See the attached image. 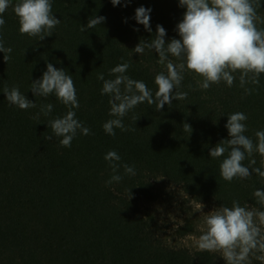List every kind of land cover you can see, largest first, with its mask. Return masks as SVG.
Returning <instances> with one entry per match:
<instances>
[{
    "label": "trees",
    "instance_id": "obj_1",
    "mask_svg": "<svg viewBox=\"0 0 264 264\" xmlns=\"http://www.w3.org/2000/svg\"><path fill=\"white\" fill-rule=\"evenodd\" d=\"M261 2L257 13L264 18ZM141 6L151 9V32L134 19ZM52 10L61 23L43 40L20 34L12 7L3 14L4 45L12 52L7 63L0 52V264H226L215 253L165 246L141 205L155 201L153 183L162 179L195 203L219 208L236 200L259 208L252 194L264 188V180L256 174L223 180L220 163L228 153L213 159L209 152L229 138L225 125L235 112L247 115L244 134L256 142L255 133L264 130V74L259 85H246L252 89L246 94L239 73L232 87L222 81L200 90L197 81L202 78L186 71L179 89L188 93L186 99H173L160 111L155 104L141 103L123 118L135 130L115 129L111 136L102 127L113 117L98 73L113 79L110 69L127 62L126 75L143 81L154 95L155 75L165 68L154 50L137 54L133 49L141 40H151L157 25L166 30V43L179 39L176 25L186 8L179 0H130L126 6L125 0L117 6L111 0H52ZM99 16L106 18L104 23L80 30L89 17ZM48 63L72 77L79 102L76 118L92 133L78 131L70 148L60 146L54 136L44 138L52 135L48 121L68 108L54 95L35 97L30 89ZM13 86L36 107L10 105L3 89ZM49 103L53 110L45 116L41 107ZM133 117L139 118L135 122ZM110 150L120 155L121 164L134 166L136 174L125 175L121 167L123 179L106 184L113 174L104 159ZM251 159L256 161L253 167L264 170V157L254 153L245 165ZM192 233L188 223L177 230L180 238ZM256 256L250 257L251 264H264Z\"/></svg>",
    "mask_w": 264,
    "mask_h": 264
},
{
    "label": "clouds",
    "instance_id": "obj_2",
    "mask_svg": "<svg viewBox=\"0 0 264 264\" xmlns=\"http://www.w3.org/2000/svg\"><path fill=\"white\" fill-rule=\"evenodd\" d=\"M111 3L117 6L121 0H111ZM127 3L130 0H125V6ZM179 6L186 8L182 21L176 25L179 39L173 38L166 43V30L157 25L155 36L149 41L141 40L133 49L137 54H143L146 48L154 50L159 57L158 63L165 68V71L155 75L157 90L154 95L143 81L126 75L130 67L127 62L110 69L109 75L114 76L113 79H105L103 73H98L97 79L103 81L101 95L110 97L108 115L113 117L102 125L106 134L115 136V129L134 131L125 126L123 118L141 103L155 104L156 110L160 111L165 104L172 105L173 99H186L188 93L179 90L186 71L202 78L197 81L200 90H207L222 81L232 87L237 79L236 73H239V86L246 94L252 92L246 85H259V78L264 74V27H258L264 24V18L257 13L262 7L261 0H179ZM9 7L13 8L18 18L21 35L43 40L51 36L61 23L53 14L52 0H16L15 4L13 0H0V52L4 53L6 63L11 59L12 48L5 47L2 29L5 25L3 14ZM150 12L151 9L141 6L135 10L134 17L149 32L152 31ZM105 20L103 16L89 17L87 25L81 26L80 30L94 29ZM169 57L175 58L176 62ZM30 89L35 97L54 95L68 108L62 117L48 121L52 135L45 134L46 140L54 136L59 138L60 146L70 148L78 131L83 135L92 134L76 118L74 109L79 108L76 88L72 77L64 69H57L48 63L47 70L40 79L31 83ZM3 92L10 105L21 110L36 107V103L22 94L18 86L11 89L5 87ZM52 110L51 103L41 107L45 116ZM38 117L39 114L34 118ZM138 118L133 117L135 122ZM247 119L243 112L229 114L225 125L229 138L220 141L209 152L213 159L228 153L220 163V176L227 182L237 178L247 179L253 174L264 180V170L253 167L255 159L249 160L248 165L244 163L254 153L264 157V130L255 133L254 143L244 134ZM183 127L191 133L189 124L185 123ZM104 159L109 162L113 173L106 184L119 183L123 179L119 174L121 167L125 175L136 174L134 166L120 163L121 157L115 150L108 151ZM261 163L264 165V160ZM252 195L259 208L241 206L233 200L231 207L221 206L205 215L202 234L195 241L199 251L219 253L226 264H251L250 257L264 254V188L256 189ZM256 258L264 260V255Z\"/></svg>",
    "mask_w": 264,
    "mask_h": 264
},
{
    "label": "rangeland",
    "instance_id": "obj_3",
    "mask_svg": "<svg viewBox=\"0 0 264 264\" xmlns=\"http://www.w3.org/2000/svg\"><path fill=\"white\" fill-rule=\"evenodd\" d=\"M153 185L156 199L151 203H143L141 212L151 220L157 237L169 248L199 251L195 241L202 234L204 217L216 207L209 203L193 202L179 187L165 180H156ZM187 223L192 226L193 233L180 238L177 230ZM215 254L220 256L219 253ZM261 261L264 263V260Z\"/></svg>",
    "mask_w": 264,
    "mask_h": 264
}]
</instances>
